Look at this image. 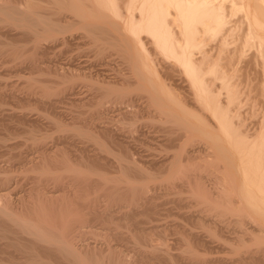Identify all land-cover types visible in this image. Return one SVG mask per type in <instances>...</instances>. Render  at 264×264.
<instances>
[{"label":"bare ground","instance_id":"bare-ground-1","mask_svg":"<svg viewBox=\"0 0 264 264\" xmlns=\"http://www.w3.org/2000/svg\"><path fill=\"white\" fill-rule=\"evenodd\" d=\"M39 2L45 6L40 5L36 9L34 0L32 3L31 0H0V30L5 28L10 32L16 31V36L24 38V43L20 44V41V47L16 43L13 50L10 48L7 50L3 39H0V57L11 54L12 57L14 56L12 61L18 64L23 54L27 55L28 52L29 67L38 71L39 68L36 66L39 62L35 61L38 53L49 50L47 47V49L41 48L45 46L44 43H50L48 46L49 48L52 46L53 50L59 47L62 49L77 38L78 41L86 40L85 51L88 49L90 53L94 52L96 58H103V55L110 51H118L124 57L129 73L113 82L100 81L99 78L97 80V77L94 79L91 76L92 72L87 75L84 72L86 70L83 71L80 67L82 73L78 72L79 68L77 72L72 68V60L77 54L75 57L66 56L67 60L61 66L55 65L58 59L55 55V64L51 63L54 64L51 68L53 75L48 76L49 84L40 81L38 79L41 76L40 73L34 71L36 76L30 73V77L26 80L23 76L22 81L25 82H22V85L19 84L20 87L12 83L13 87L9 86V88L12 87L11 90L15 92L19 90L34 94L37 92L42 100L53 97L50 104L55 106L65 100L64 96L60 97L62 91L73 92L75 88H78L80 84L78 82L82 83L88 79L90 80L88 87L98 90L100 95L89 94V97L85 96L88 98H83L84 100L78 98L79 102L74 101L75 107L78 103L80 104L76 107L79 112L74 110L77 112L76 118L85 116L84 112L87 109L89 119H86V123L89 122L91 125L92 122V126L95 125L93 122L111 124L116 120L115 118L121 121L127 119L130 126L126 125L129 128L127 127L128 131L124 129L126 131L124 133L126 136L129 135L126 137L128 140L138 131L139 121L141 123L144 120L146 123L143 121L144 125L154 123L158 125V131L163 137L160 141L162 146L158 145L163 150L158 152L165 151L169 154L164 155L166 157L163 156L162 160L156 159L157 161L153 158L146 159L147 161L136 159L140 163L143 162L140 164L139 161L132 159L133 154L129 147L127 154L111 156L112 161L108 162L107 154L111 153V149L108 148L109 143L106 140L113 142L117 134H113L112 128L100 127L98 131L97 128L91 129L84 126L86 123L83 125V121H78L83 125L80 128L76 126V122L72 125L67 122L68 125H66L67 123L62 121L63 118L59 117L62 123L52 118L53 124L57 122L54 128L63 132L64 137L65 134L70 138L71 136H77L76 139L82 137L81 139L92 142L95 148L87 151L85 147V149L81 147L83 152L78 151L81 155L76 161L70 159V154L68 155L70 157L66 155L68 151H59L60 155L55 151L50 154V151L42 147L38 151V157L31 158L26 152V155L21 154L16 157L20 162L13 158L19 162L17 164L24 165L23 173L29 176L27 180L29 179L31 184L29 183L30 187L26 189L27 191L22 190L24 193L19 191L15 193L13 190L17 187L12 189L13 186L20 184L17 178L20 174L22 175V172L16 173L18 176L16 177L14 170L0 169V264H149L150 262L152 264V260L156 261L153 264H219V262L264 264V115L260 118V122L255 121V124L251 126L234 122L235 119L233 120L229 107L237 101L240 92L239 84L233 83L235 80L233 81L228 74V70L232 71L234 66L235 56H227L231 52L229 47L235 46L232 50L233 55H236L235 51H240L239 49L244 51L243 49L248 50V47H251V50L254 48L257 51L256 56L264 60V0H125L123 7L119 5L120 0H39ZM121 11L125 14L124 18L121 17ZM238 14L241 16L239 15L237 19L241 18V24L245 25H242V28L246 27L242 30L243 32L239 31L241 26L237 27L241 35H237L238 33L235 35L233 30L237 28L230 26L233 25L230 23L233 17ZM239 19L238 22H240ZM73 30H82L83 33L74 36ZM20 38L19 40H22ZM145 40L151 44L150 51L149 48L148 50L143 48ZM238 40L241 41L240 44ZM235 42H238L239 46L236 47ZM67 53L68 51L57 54ZM177 75L182 76L181 79L178 77L179 83L175 78ZM19 80L21 79L17 81L21 83ZM7 85L5 83L2 85L4 87L0 85V92L7 88L5 87ZM60 87L64 90H60ZM180 89L185 90L181 92ZM92 90L91 94L94 93ZM184 91L187 93L185 94ZM74 93H71L72 97ZM78 107L81 108L78 109ZM112 108L115 109L112 111ZM20 116L24 118L26 115ZM63 122L66 124L64 125ZM32 131L25 135L32 141L31 144L36 143L37 146V143H41L45 137L40 135L45 134L38 136ZM124 133L122 136H125ZM123 139L120 141L123 142ZM139 139L136 138L135 141ZM120 141L118 145L122 147L123 144ZM135 141L132 140V142ZM166 148L169 151L165 150ZM102 156L107 160L104 163ZM194 156L211 159L212 161L208 163L209 161L206 162L204 158V162L208 165L214 164V169L210 170L212 172H206L207 174L204 171L201 172L200 169L205 165L202 162L195 163L196 160L193 162L194 169L189 168L190 160L188 159L192 158V161ZM187 160L185 168H188V171L182 167L186 165L184 163ZM98 164L103 165L98 167ZM107 165H112L113 169L110 168L116 170L115 176H112V173L109 176L110 171ZM100 167L107 169L108 172L101 173L102 171L98 169ZM206 167L208 166L203 169L206 170ZM64 173L71 177L64 178L63 176H66L63 175ZM23 178L26 179V177ZM51 183H59V186L62 184L58 192L61 193L62 187H64L63 191L67 188L66 192L62 191L58 194L56 191H49L48 188L53 185ZM161 183H165L164 186ZM159 185L163 188L161 191L164 194L174 196L173 201L178 209L188 210L185 216L191 219L189 224L183 222L184 225L173 224L172 226L169 223L171 225L166 224L160 228L159 225L155 226L151 223L154 226L151 227L150 224L148 227L149 222L153 220L150 216H143L145 218L141 221L130 219L134 224L129 221V218L136 214L160 213L157 202L158 197L163 193L160 191L162 193L160 195L159 191L158 193L155 191ZM150 189L156 193L147 195L146 192ZM130 206L131 209H129ZM126 220L132 224L129 223V226L134 225L133 228L128 227V222L125 223L127 226H123L124 223L122 226L119 224ZM114 221H117L120 226ZM98 225H104V228L99 226L102 228L99 230ZM121 227L126 228H124L125 233L128 231L129 237H127L130 238L128 241L131 240L132 244L128 241L127 243L131 246L130 252L133 250L132 256L129 255L128 244L123 246L128 252L119 244L121 241L118 238L125 234L118 232ZM169 229H171L170 232ZM165 231L178 235V239L175 238L180 245L177 247L176 243L175 247L169 249L175 253V249L179 248L178 254L172 255L166 249L168 246L164 244L167 241H165L167 237ZM203 235L213 240H221V245H223L222 241L230 243L229 246L234 243L237 245L234 248L237 249L236 251L240 249V252L235 251L236 255L231 254L232 256L227 260L222 258L220 261L222 255L219 260L212 257L206 258L202 253L208 250L197 247L198 243L202 242L200 238ZM87 236L89 238L98 236L99 238L94 239L102 240V244L100 245V241L94 242V239L92 242L91 238V242L90 240L88 242ZM117 240L120 241L118 243L120 246L115 245ZM193 240L194 243L199 242L195 245L191 243ZM112 241L115 243L112 244ZM201 244L205 246V243Z\"/></svg>","mask_w":264,"mask_h":264},{"label":"rangeland","instance_id":"rangeland-1","mask_svg":"<svg viewBox=\"0 0 264 264\" xmlns=\"http://www.w3.org/2000/svg\"><path fill=\"white\" fill-rule=\"evenodd\" d=\"M14 1H17V0H14ZM121 2H120V6L121 7H123L124 5L123 4H125V0L124 1H122V0H120ZM19 2V1H18ZM33 2V0H31V3ZM19 3H21V2H19ZM36 3H39V4H36ZM34 5H35V7H36V9L37 8H39V6L41 5V7L42 6H45V4H43V3H40L39 2V0L37 1V0H34V3H33ZM122 4V5H121ZM120 7V9L121 10H123V8H121ZM122 12V11H121ZM240 14H238V16H235V17H233L234 19H232L233 20V22H232V20H231V24H233V25H230V26H235V28H237L238 26H241V28H242V25L243 26H245L244 24H241L242 22H241V18L239 19V21L240 22H238V19H237V17H240L239 16ZM124 16H125V14L122 12V15H121V17L122 18H124ZM237 19V20H236ZM235 22H237L236 24H237V26H236V24H235ZM243 23H245V21L243 20ZM235 24V25H234ZM239 29V28H237V30H233L234 31V34L235 33H238L237 35H241L242 33L241 32H238V29H239V31H242V30H244L243 28L242 29ZM2 31V33H0V35H1V40L6 44V49L8 50V48H10V50H13V48H15L16 47V43H18V45H19V43H20V41H21V43L20 44H22V43H24V38L22 39V38H20V36H16L17 35V32L15 31H12V32H10V30H6L5 28H3L2 30H0V32ZM232 31V32H233ZM78 32V33H77ZM80 32V33H79ZM81 32L83 33V31L82 30H73L72 31V34H74V36H78L79 34H81ZM243 32V31H242ZM7 33V34H6ZM12 33V34H11ZM3 34V35H2ZM10 34V35H9ZM6 35V36H5ZM236 35V34H235ZM14 36V37H13ZM6 39H5V38ZM18 38V39H17ZM19 38L20 39H22V40H19ZM7 39L9 40L8 42H7ZM77 38H75L72 42H71V44L69 45V46H67V47H63L62 49L59 47V48H56V49H54L57 53L59 52H65V51H68V53L67 54H61V55H59V54H57V53H55V51L53 50V49H51V47L52 46H50V48H49V46L48 45H50V43H44L43 45H45V46H42L41 48H48L49 50H44V52L46 53V55H45V53H42V52H40V53H38V57H37V59H36V56L34 57L35 59V61H37V62H39V64L37 63V68H39L38 69V71L37 70H32L30 67H29V59H28V52H27V55L26 54H23V57H25V58H23V57H19L21 60H20V62H18V64H17V62L16 63H14V61H12L13 59V57H12V55L10 56L9 54L6 56V55H3V56H1L0 57V71H2V72H0L1 74H0V85L2 86V85H4V83H5V85H7V86H5V87H7V88H5L4 90H2V92H0V93H2V95H0V169H7V170H14V174H15V176L16 177H18L17 176V174H20L21 172H22V175L20 176L19 175V177L17 178L18 179V181H20L19 183L20 184H18V185H16V186H13V188L12 189H14V188H16L15 190H13L15 193L17 192L18 193V191L19 192H23V191H27L28 189H29V187H30V180L28 181L27 180V177H29V176H26L25 175V173H23L24 171H23V169H24V165L23 166H21V165H19V164H17V162L19 161L20 162V160H19V158H16V157H19V155L21 156V154H23V155H26V154H28V156L30 155L31 156V158H35V157H38L37 156V154H39V150H41L42 148H44V149H47L48 151H50V154H53L54 153V151L55 152H58L57 154L58 155H60V153H59V151H61V152H65V151H68V152H66V153H68V154H66L67 156L70 154V156H68V157H70V159L72 160V161H76V160H78L79 159V156L81 155V152H83V150H82V148L83 149H85L86 148V150L88 151L89 149H91V150H94V148H95V146L93 147V143L91 142V143H89V141H87V140H85V139H81L80 137H78L77 139L75 138V137H77V136H71L72 138H70V136H66V134H65V137H64V133L63 132H60L58 129H55L54 127H55V125L57 124V122L55 123V124H53L54 123V119L56 118V120L58 121V123L60 122V123H62V121H65L66 123L68 122L69 123V125H72L73 123H75L76 124V126H78V127H80V128H82L83 127V125L86 123V119H89V117L87 116L88 115V112H86L87 111V109H85L86 111L84 112V113H86V115L85 116H80V118H79V116L76 118V111H74V110H77V106L78 105H80L78 102H79V99H86V98H88L89 96V94L90 95H95V96H99L100 95V93L98 92V90H92L90 87H88V81H90V80H88V79H86V80H84L82 83L81 82H78V83H80L79 84V86H77L78 88H75V90L73 91V92H64V91H62L63 93L62 94H60V97L61 96H64L65 98V100H62L60 103H58L57 105L55 104V106L54 105H52V104H50V103H52V101L51 100H53L52 98L53 97H49L50 99H44V100H42V98L40 99V97H41V95L40 94H38L37 92H35V94L34 93H31V92H25V91H23L22 92V90L20 91H12L11 90V88L13 87V84L12 83H14L15 85L17 84V85H19V84H23L22 82H25V81H22L23 80V76H25V80L28 78V77H30V75L31 74H33L34 73V75H35V72L34 71H37L36 73H40V75L41 76H43V77H45V78H43V77H38L39 75L37 74V77H38V79L40 80V81H44V83H46V84H49L50 83V78L49 77H52V75L53 74H51L52 73V70H51V68H53V66H54V64H55V62H56V66L57 65H59V66H61V65H63V63H65L66 62V60H67V57H75V55L77 54L78 55V53H79V56H77L76 55V57L75 58H73V62H72V68H74V70L77 72L78 71V68L80 67V68H82L83 69V71L84 70H86V71H84V72H86L85 74H91V72L93 73V74H91V76L94 78V79H96V77H97V80H98V78H99V80L100 81H102V80H107L108 82H113V80H117L118 78H120V76H123V75H127V73H129V68L127 67L128 65H126V61H125V59H124V57L123 56H121L119 53H118V51L116 52L115 50L114 51H110V53L108 52L107 54L105 53L104 55H103V58L102 57H100V58H96V55L94 56V52H92V53H90L91 51L89 50L88 51V49H87V51H85L86 49H84V48H86L85 47V43H87V42H85L84 40H82V39H80L79 41L78 40H76ZM11 41V42H10ZM14 41H15V43H14ZM75 41V42H74ZM239 41V44H240V42L242 41V39H241V41L240 40H238ZM2 42V43H3ZM8 44H7V43ZM46 42H48V41H46ZM78 43H80L79 45H78ZM83 43V44H82ZM236 44H234V45H236V47L237 46H239V44H237L238 42H235ZM10 44V45H9ZM14 44V45H13ZM78 45V46H77ZM83 47V45H84V47L82 48L81 46ZM149 45H151L148 41L146 42V40L144 41V46H143V48H149V51H150V47L151 46H149ZM15 46V47H14ZM21 45H19V47H20ZM72 46V47H71ZM80 46V47H79ZM87 46V45H86ZM18 47V46H17ZM88 47V46H87ZM233 47H235V46H232V47H229V49L231 48V52L229 53L230 55H228L227 54V56H235L234 57V62L236 63H234L233 62V64H234V66L232 67V71L231 70H228L229 71V76H231L230 78H232V80L234 81H232L233 83H237V84H239V98L237 99V101L235 102L236 103V105H235V103L233 104V105H231L230 107H229V109H231L230 111V113H232L231 115H232V117H233V120H234V122L235 123H237V124H239V123H241L242 122V124L243 123H245L246 125H254L255 123V121H256V123L257 122H260L259 120H261L260 118L261 117H263V115H264V93L262 94V92H264V74H263V71H264V60L261 58V60H260V57L258 58L257 56H256V54H257V51H255V49L254 48H252V50L250 49L251 47H248L247 49L248 50H245V49H243L244 51H246V52H244V51H242L241 49H239L240 51H235V52H237L236 53V55H233L232 54V50L234 49ZM4 48V49H5ZM12 48V49H11ZM46 48V49H47ZM74 48V49H73ZM75 48H77V49H75ZM5 49V50H6ZM57 49H60L59 51H57ZM84 51H83V50ZM9 50V51H10ZM50 50H51V52H50ZM77 50V51H76ZM83 51L82 53H81V51ZM144 50V49H143ZM148 50V49H147ZM8 51V52H9ZM47 51V52H46ZM146 51V50H145ZM228 51H230V50H228ZM15 52H16V50H15ZM76 52V53H75ZM89 54H88V53ZM235 52H233V53H235ZM240 52H242L241 54H240ZM252 52V53H251ZM50 54V55H49ZM52 54V55H51ZM53 54H54V56H53ZM110 54V55H109ZM239 54V55H238ZM248 54V55H247ZM55 55H57L56 57L59 59H57L56 60V58H55ZM242 55V56H241ZM252 55H254V56H252ZM10 56V57H9ZM46 56V57H45ZM60 56V57H59ZM67 56V57H66ZM151 56H153V55H151ZM48 57H49V59H48ZM97 57H99V56H97ZM123 57V58H122ZM253 57V58H252ZM80 58H81V60H80ZM83 58V59H82ZM96 58V59H95ZM238 58H241V59H238ZM243 58V59H242ZM9 59V60H8ZM10 59H11V62H10ZM76 59H78L77 61H75ZM85 59V60H84ZM124 59V60H123ZM259 59V60H258ZM17 60V59H16ZM19 60V59H18ZM40 60V61H39ZM53 60V61H52ZM56 60V61H55ZM61 60H63L62 61V63H61ZM237 60H240V61H237ZM6 61V62H5ZM28 61V62H27ZM55 61V62H54ZM92 61V62H91ZM95 61V62H94ZM8 62V63H7ZM54 62V64L52 65L51 63H53ZM61 64H60V63ZM91 62V63H90ZM259 62V63H258ZM6 63V64H5ZM21 63V64H20ZM58 63V64H57ZM76 63V64H75ZM79 63V64H78ZM87 63H89V64H87ZM14 64H16L15 65V67H14ZM75 64V65H74ZM6 65V66H5ZM8 65V66H7ZM18 65V66H17ZM74 65V66H73ZM76 65H77V68H76ZM79 65V66H78ZM126 65V66H125ZM235 65H237V66H235ZM3 66V67H2ZM17 66V67H16ZM14 67V68H13ZM88 67V68H87ZM235 67V68H234ZM241 67V68H240ZM11 68V69H10ZM79 68V73H82V69H80ZM234 68V69H233ZM14 69V70H13ZM26 70V71H25ZM45 70V71H44ZM49 70V71H48ZM234 70V71H233ZM235 70H236V72H235ZM249 70V71H248ZM8 71L10 72V73H8ZM29 71V72H28ZM239 71V72H238ZM5 72H7V73H5ZM18 72V73H17ZM41 72H45V73H47V74H43V73H41ZM5 73V74H4ZM20 73V74H19ZM31 73V74H30ZM238 73H239V75H238ZM3 74V75H2ZM16 74H19L20 76H22V77H20L19 75H16ZM49 74V75H48ZM84 74V73H83ZM117 76H116V75ZM227 74V75H228ZM263 74V75H262ZM33 75V76H34ZM233 75V76H232ZM2 76V77H1ZM15 76V77H14ZM16 76H18V77H16ZM36 76V75H35ZM34 76V77H35ZM49 76V77H48ZM235 76V77H234ZM32 77V76H31ZM109 77V78H108ZM114 77V78H113ZM178 77H180V76H176L175 78L178 80L177 82L179 83V79H181V77L178 79ZM41 78V79H40ZM102 78V79H101ZM240 78V79H239ZM18 79H21V80H19L21 83H19L17 80ZM52 79V78H51ZM112 80V81H111ZM241 80V81H240ZM8 82V83H7ZM104 82V81H103ZM244 82V83H243ZM105 84H106V82H104ZM12 84V85H11ZM90 84V83H89ZM81 85V86H80ZM240 85H241V87H240ZM9 86H12L11 88H9ZM2 87H4V86H2ZM2 87H1V89H2ZM19 87H20V85H19ZM62 87V86H61ZM60 87V90L62 89ZM79 87H80V89H79ZM88 87V88H87ZM242 88V89H241ZM92 90V92H94V93H92L91 94V90ZM244 89V90H243ZM62 90H64V89H62ZM79 90V91H78ZM85 90V91H84ZM90 90V91H89ZM183 90H185V89H183ZM183 90L182 89H180V91L181 92H183ZM187 90V89H186ZM263 90V91H262ZM1 91V90H0ZM3 91H4V93H3ZM7 91H8V93L11 95H9L8 93H7ZM96 91H97V93H96ZM249 91V92H248ZM12 92V93H11ZM19 92V93H18ZM20 92H22V93H20ZM75 92V93H74ZM81 92V93H80ZM185 92V94L187 93L186 91H184ZM244 92H246V93H244ZM71 93H74V95H73V97H72V95H71ZM77 93V94H76ZM79 93V94H78ZM85 95H84V94ZM244 95H243V94ZM14 94V95H13ZM27 94V95H26ZM37 94V95H36ZM83 94V95H82ZM19 95V96H18ZM66 95V96H65ZM81 95V96H80ZM224 95V94H223ZM223 95H222V97H223ZM15 96V97H14ZM26 96L28 97V98H26ZM33 96V97H32ZM70 96H71V98H70ZM84 96V97H83ZM85 96H88V97H85ZM37 97V98H36ZM18 98V99H17ZM24 98V99H23ZM79 98V99H78ZM33 99V100H32ZM38 99V100H37ZM71 99V100H70ZM73 99H75V100H73ZM77 99V100H76ZM83 99V100H84ZM2 100V101H1ZM50 100V102H48ZM80 100V101H81ZM74 101H78L77 103H78V105L75 107V105H76V102H74ZM23 102V103H22ZM63 102V103H62ZM25 103H26V105H25ZM138 103L140 104V101H138ZM31 107V108H30ZM44 107V108H43ZM51 107V108H50ZM20 108H22V109H20ZM76 108V109H75ZM79 108H81V107H78V109ZM1 109H3V110H1ZM19 109V110H18ZM57 109V110H56ZM62 111H60V110ZM115 108H112V111L114 110ZM4 110H6V111H4ZM38 110V111H37ZM84 110V109H83ZM234 110V111H233ZM3 111V112H2ZM13 111H14V113H13ZM15 111H17V112H15ZM20 111V112H19ZM24 111V112H23ZM29 111V112H28ZM48 111V112H47ZM58 111V112H57ZM78 111V110H77ZM81 111V110H80ZM111 111V110H110ZM23 114H25L26 116L23 118V117H19V115H23ZM79 112V111H78ZM81 112H83V111H81ZM80 112V113H81ZM34 113V114H33ZM49 113H50V115H49ZM58 113V114H57ZM60 113V114H59ZM71 113V114H70ZM263 113V114H262ZM16 114H18L17 116H18V118H17V116H16ZM38 114V115H37ZM30 115V116H29ZM47 115V116H46ZM58 115V116H57ZM109 115H112V113L110 114L109 113ZM9 116V117H8ZM14 116V117H13ZM39 116V117H38ZM64 116V117H63ZM238 116V117H237ZM62 119V121H60L61 119ZM71 117H72V119H71ZM84 117H86V118H84ZM88 117V118H87ZM7 118H10V119H7ZM26 118V119H25ZM52 118H54V119H52ZM76 118V119H75ZM79 118V120H77ZM82 118V119H81ZM5 119V120H4ZM14 119V120H13ZM32 119V120H31ZM81 119V120H80ZM84 119V120H83ZM116 120L118 119V118H115ZM241 119V120H240ZM16 120H18V121H16ZM22 120V121H21ZM35 120V121H34ZM72 120V121H71ZM114 120V121H112L111 122V124L109 123V124H105V123H102V122H97V124H96V122H93V124H95V125H93L92 126V122H91V125L89 124V122H87L86 123V125H84V126H88L89 128H91V129H96L97 128V130L99 131V129H101L102 127H105V126H107V127H109L108 129H110V128H112L111 130L113 131V134L115 135L116 133V138L113 140V142H111V141H109V140H106L109 144H107V146H108V148L109 149H111V153H109V154H107V160H108V162L111 160L112 161V158H111V156H117L118 154H121V153H124L123 155H125V153L127 154V152H129L127 149L129 148V150H131V152H132V154H133V157H132V154H131V152L129 153L130 154V156L132 157V159L134 158L135 160L136 159H140V161H141V159H145L144 161H147L148 159L149 160H151V158H153L154 160H162V159H164L166 156H164V155H167V154H169V153H165V151H163L162 153H161V151L163 150L161 147H158V145L159 146H162V144H160L161 142L160 141H162L161 140V138L163 139V137H162V133H161V135H160V132L158 131V125H156V124H151V125H149V124H147V125H144V123H145V121H144V123H143V121L140 123V121L137 123L138 124V131H136V134L134 135H132V137H130V139L128 140V138L126 139V137H128L129 135H125V133L124 132H126V131H128V126H126V125H129L130 126V122H128L127 121V119L125 120V119H122V121L119 119V120ZM244 120V121H243ZM26 121V122H25ZM30 121V122H29ZM82 122L83 123V125H81L82 123H79V122ZM123 121H125V123L123 122ZM238 121V122H237ZM12 122V123H11ZM25 122V123H24ZM77 122H78V124H77ZM121 122V123H120ZM126 122H128V123H126ZM251 124H250V123ZM253 122V123H252ZM19 123V124H18ZM30 123V124H29ZM35 123V124H34ZM41 123V124H40ZM66 123H64L63 122V124L65 125ZM68 123L66 124V125H68ZM122 123H124V124H122ZM142 124V125H144V126H140V127H142V129H140V127H139V125L140 124ZM248 123V124H247ZM5 124V125H4ZM75 124H74V126H75ZM146 124V123H145ZM211 124H212V122H211ZM54 125V126H53ZM90 125V126H89ZM212 125H214L215 126V124L213 123ZM23 126V127H22ZM98 126V127H97ZM124 126V127H123ZM125 126H126V128H125ZM101 127V128H100ZM123 127V128H122ZM128 127V128H127ZM213 127V126H212ZM10 128V129H9ZM99 128V129H98ZM118 128H120V129H118ZM216 128V127H215ZM26 129V130H25ZM31 129V130H30ZM124 129H126V131L124 130ZM30 130V131H29ZM34 132H33V131ZM139 130H141V131H143V133L145 134V135H143V133L140 131V133H137V132H139ZM33 132L34 134L36 133V135H40V134H45V135H40V136H45L44 137V140H42V142L41 143H37V146H36V143L35 144H31L32 143V141L31 140H28V136L27 135H25V134H27L28 132ZM124 133V135L125 136H122L123 135V133ZM158 132V133H157ZM38 133V134H37ZM142 133V134H141ZM10 134V135H9ZM138 134V135H137ZM147 134V135H146ZM59 135V136H58ZM117 135H119V136H117ZM121 135V136H120ZM140 135V136H139ZM149 135V136H148ZM152 135V136H151ZM2 136V137H1ZM4 136V137H3ZM9 136V137H8ZM27 136V137H26ZM47 136V137H46ZM49 136V137H48ZM138 136V137H137ZM157 136V137H156ZM67 137V138H66ZM123 137H125L124 139H123ZM137 139H139V137H141L140 139H139V141H141V142H139L138 140L137 141H135V139L136 138ZM145 139H144V138ZM148 137V138H147ZM70 139V141H69V139ZM117 138H119V139H117ZM132 138V139H131ZM147 138V139H146ZM155 138V139H154ZM80 139V140H79ZM120 141L121 139H123V142H121L123 145H121L122 147H120L119 145H120V143L117 141ZM154 139V140H153ZM160 139V140H159ZM27 140V141H26ZM49 140V141H48ZM73 140V141H72ZM116 140V141H115ZM124 140H127L126 142L124 141ZM132 140L133 141H135V142H132ZM4 141V142H3ZM26 141V142H25ZM86 141H87V143H86ZM147 141H149V143H147ZM69 142H70V144H69ZM115 142V143H114ZM116 142H117V145H116ZM124 142L126 143V144H124ZM127 142H128V144H127ZM130 142V143H129ZM137 142V143H136ZM139 142V143H138ZM52 143V144H51ZM71 143H73V144H71ZM118 143H119V145H118ZM141 143V144H140ZM146 143V144H145ZM1 144H3V145H1ZM7 144V145H6ZM27 144V145H26ZM29 144H30V146H29ZM42 144V145H41ZM68 144V145H67ZM89 144V145H88ZM136 144V145H135ZM152 144V145H151ZM26 145V146H25ZM40 145V146H39ZM55 145V147L53 148V146ZM125 145H127V146H125ZM132 145V146H131ZM123 146L126 148V150H123V149H125V148H123ZM135 146V147H134ZM37 147H39V149L37 148ZM42 147V148H41ZM58 147V148H57ZM64 147H66V148H64ZM82 147V148H81ZM85 147V148H84ZM92 147H93V149H92ZM112 147V148H111ZM28 148V149H27ZM88 148V149H87ZM158 148H160V149H158ZM60 149V150H59ZM64 151H63V150ZM76 149V150H75ZM162 149V150H161ZM82 150V151H81ZM90 150V151H91ZM121 152H120V151ZM158 150H161V151H159L158 152ZM165 150H167V148L165 149ZM31 151V152H30ZM37 151V152H36ZM78 151H81L80 152V154L78 153ZM150 151V152H149ZM167 151H169V150H167ZM166 151V152H167ZM23 152V153H22ZM27 152V153H26ZM53 152V153H52ZM76 152V153H75ZM115 152V153H114ZM119 152V153H118ZM206 152H208V151H206ZM26 153V154H25ZM72 153V154H71ZM134 153L136 154V155H134ZM32 154V155H31ZM111 154V155H110ZM114 154V155H113ZM151 156H150V155ZM159 154V155H158ZM4 155V156H3ZM77 155H78V158H77ZM122 155V154H121ZM154 155V156H153ZM196 155V154H195ZM197 155H198V153H197ZM196 155V156H197ZM8 156V157H7ZM33 156V157H32ZM156 156V157H155ZM163 156H164V158H163ZM168 156V155H167ZM11 157H12V159L13 158H16V159H18V161L16 160V159H11ZM102 157H104V156H102ZM146 157H149V158H146ZM155 157V158H154ZM158 157V158H157ZM105 158L106 157H104V161H102L103 163L105 162V161H107V160H105ZM111 158V159H110ZM205 158V157H204ZM204 158L202 159V157H196L195 158V156L193 157V160L191 161V159L192 158H190V159H188V160H190V162H191V164L193 165L194 163L193 162H195L194 160H196V162L195 163H200V162H202V164L203 165H205V166H208V167H206L207 169L206 170H204L205 169V166L202 168V169H200V170H202L201 172H205V174H207L206 172H209L210 170H212V169H214V164L212 165H208V163H210L211 161L210 160H208V159H206L205 158V160H206V162H208V163H206L205 164V160H204ZM208 158H211V157H208ZM5 159V160H4ZM147 159V160H146ZM142 160V161H143ZM156 160V161H157ZM188 160L184 163V164H186V163H188ZM201 160H203V161H201ZM110 161V162H111ZM114 161V160H113ZM137 162L139 161V160H136ZM140 161H139V163H140ZM199 161V162H198ZM18 162V163H19ZM159 162V161H158ZM190 162L188 163V166H189V168H191V167H193L192 169H194V165L192 166L191 164H190ZM204 162V163H203ZM75 163H77V162H75ZM74 163V164H75ZM141 163H143V162H141ZM140 163V164H141ZM10 164V165H9ZM201 164V163H200ZM7 165V166H6ZM12 165V166H11ZM99 165H103V164H98L97 166L99 167ZM191 165V166H190ZM197 165V164H196ZM96 166V165H95ZM96 166V167H97ZM147 166V165H146ZM149 166V165H148ZM15 167V168H14ZM18 167V168H17ZM20 167V168H19ZM23 167V168H22ZM104 167V166H103ZM98 168L100 171H102L101 173H103L104 171L105 172H108V171H110V172H108L109 173V176L110 175H112V176H115L116 175V173H115V169L114 170H112L113 169V167H114V164H113V167H112V165L111 166H106L107 168H109L108 169V171H107V169H105V168ZM112 169H111V168ZM182 167H184V170H186L187 169V171H188V168H185V167H187V164L184 166V165H182ZM213 167V168H212ZM11 168V169H10ZM97 169V170H98ZM104 169V170H103ZM111 169V170H110ZM192 169H190L191 171H192ZM16 170V171H15ZM17 170H18V172H17ZM98 170V171H99ZM189 170V171H190ZM199 170V171H200ZM215 170H216V167H215ZM198 171V172H199ZM114 172V173H113ZM201 172H199L200 174H202ZM210 172H212V171H210ZM214 172V171H213ZM17 173V174H16ZM108 173H106V175L108 174ZM112 173V174H111ZM204 174V173H203ZM24 175V176H23ZM63 175H66V176H63L64 178H70L71 176H69L67 173H64ZM21 177V178H20ZM23 177H26V179L25 178H23ZM20 179V180H19ZM24 180V181H23ZM190 180V179H189ZM25 182V183H24ZM30 183V184H29ZM157 183V182H156ZM51 184H53V183H51ZM162 184V183H161ZM165 184V183H164ZM164 184H162V186H164ZM29 185V186H28ZM24 186V187H23ZM26 186V187H25ZM51 187H49L48 189H49V191L51 190V191H56V192H58V190L61 188V186H62V184H60V186H59V183H57V184H53V185H50ZM57 187V189H56V187ZM74 186H76V185H74ZM73 186V187H74ZM156 186H158V184L156 185ZM156 186H155V188H156ZM21 187V188H20ZM60 187V188H59ZM160 187H161V185H159V188H157V190L155 189V191L158 193V191H159V193L158 194H162L163 193V191H161V190H163V188L162 189H160ZM28 188V189H27ZM59 188V189H58ZM63 188L64 187H62V191H63ZM27 189V190H26ZM53 189V190H52ZM21 190V191H20ZM23 190V191H22ZM61 190V189H60ZM59 190V191H60ZM66 190H67V188L63 191V192H66ZM62 191H61V193H62ZM155 191H153V190H148V192H146V194L147 195H152V194H154V192ZM162 193H161V192ZM155 192V193H156ZM24 193V192H23ZM60 192H58V194H59ZM60 193V194H61ZM145 194V195H146ZM164 194V193H163ZM159 195L160 197H158L159 198V200H158V202H157V205L159 206V208H158V210L160 211V213H159V211H158V213L159 214H153V215H151L152 213H150V214H147V215H143V214H136L135 216H133V217H131V218H129V221H130V219L133 221V220H138L139 221V219H140V221H141V219L143 218H145L146 216L147 217H149L150 216V219H152L153 218V222L152 221H150L149 222V225H148V227H150V224L151 223H154L155 224V226H158L159 225V227L161 226V227H163V226H165L166 224L167 225H171L172 224V226H173V224L175 225V224H178V225H182L183 224V222H184V224L187 222L188 224L190 223V220L191 219H189L188 217H186L185 215H186V213H188V210L187 209H185V211H184V209L182 208V209H178V207H177V204L175 203V201H173V198H174V196L172 197V195L171 194H169V195H167V194H164V195ZM175 199V198H174ZM156 200V201H157ZM173 201V202H172ZM202 202V201H201ZM204 203H208V202H206V201H203ZM176 205H175V204ZM203 203V206L205 205ZM199 205H200V202H199ZM173 206V207H172ZM200 206H202V203H201V205ZM133 207V206H132ZM129 209H131V206H130V208ZM140 209V208H139ZM184 212V213H183ZM137 213H139V212H137ZM161 214V215H160ZM119 216H120V214H118ZM141 215V216H140ZM184 215V216H183ZM143 216H145V217H143ZM152 216V217H151ZM141 217V218H140ZM155 217V218H154ZM154 219H155V221H154ZM159 220V221H158ZM132 221H130L131 223H133L134 224V222H132ZM192 221H194V220H192ZM191 221V222H192ZM116 224L118 223L117 221H114ZM128 221L126 220V221H123V222H120L119 224L122 226V224H123V226H127L128 225V227H130V228H133V226L131 227V226H129L131 223L130 222H128V224L127 225H125V223H127ZM130 223V224H129ZM169 223H171V224H169ZM186 223V224H187ZM195 223V222H194ZM119 224H117L118 226H120ZM154 224L152 225L151 224V227L152 226H154ZM183 224V225H184ZM132 225V224H131ZM100 225H98V227H99ZM104 226V225H103ZM102 225L100 226V227H102V228H104ZM105 226H107V225H105ZM98 228L99 230L100 229H102V228ZM160 227V228H161ZM125 228V227H124ZM123 227H121V228H119L118 230V232L119 233H121V234H124L125 232V229H124ZM160 228H158V229H160ZM97 229V230H98ZM123 229V230H122ZM172 229V228H171ZM171 229H169L168 231L170 232L171 231ZM121 231V232H120ZM167 234H165V236L167 235V237H165L166 239H165V241H166V243H164V244H167V246L168 247H166V249H171V247H175V244H176V246L178 247L179 245H180V243H178L177 242V237H178V235H174L172 232L171 233H169V232H167V231H165ZM200 233H201V231H199ZM127 233H128V231H127ZM127 233H125L126 234V236H125V234L123 235V237H121V238H118V240L120 239V241H121V243H123V244H121V243H119L120 241H116V244L115 245H117L118 243L120 244V245H122L121 246V248H126V247H123L125 244H128L127 243V241H128V239H130V238H128L129 236H128V234ZM172 234V235H171ZM169 235H171V237H172V239H171V237L169 236ZM225 235H226V233H225ZM128 236V237H127ZM93 237V236H92ZM91 236H90V238L92 239V242L94 241V242H98V241H102V240H99L98 239V241H96V239H94V238H97V237H93L92 238ZM126 237V238H125ZM170 237V238H169ZM175 239H174V238ZM89 237L87 236L86 237V240L88 239ZM88 239V242H89V240H90V242H91V239ZM99 238V237H98ZM203 238V239H202ZM94 239V240H93ZM100 239H102L101 237H100ZM123 239V240H122ZM124 239H126V241H124ZM215 239V238H214ZM209 240V242H212L213 241V243H209V242H206V241H208ZM211 240V241H210ZM217 240V241H216ZM131 241V240H130ZM130 241H128L129 243H130ZM200 241H202L203 242V244L205 245V246H203L199 241V243H198V245H197V247H203V248H206L208 251H206V253L204 252V253H202V254H204L205 256H206V258H210V257H212V258H218V260H219V258L221 257V255L223 256V257H221L220 258V261L222 260V258L223 259H225V260H227V258L229 259L232 255L231 254H233V256H234V254H235V251L237 250V249H235L236 247H237V245L236 244H234V243H231V246H229L230 245V243H225V242H223L222 241V244L223 245H221V240L219 241L218 239H215V240H213V238L212 239H210V237L208 238V236L206 237V235H203V237H201L200 238ZM99 242V243H100ZM124 242H126V243H124ZM171 242H172V244H171ZM174 242V243H173ZM215 242V243H214ZM217 242H218V244H217ZM98 243V244H99ZM113 243H115V242H113L112 241V244ZM192 244L194 243V240L191 242ZM197 243H194L195 245L197 244ZM207 243H209V244H207ZM102 244V242L100 243V245ZM118 244V246H120ZM130 244H132V243H130ZM130 244H128V249H129V252H130V250H131V246H130ZM209 245V246H207V245ZM229 244V245H228ZM174 245V246H173ZM217 245H218V248H217ZM125 246H127V245H125ZM164 247L166 246V245H163ZM227 246H228V249H227ZM233 246V247H232ZM170 247V248H169ZM176 247V248H177ZM210 247V248H209ZM232 247V248H231ZM235 247V248H234ZM181 248H182V246H181ZM214 249V251H213V249ZM234 248V249H233ZM175 248H173V250H174ZM179 248H177V249H175L176 251H175V253L176 254H178L179 252H180V250H178ZM199 249V248H198ZM201 249V248H200ZM216 249V250H215ZM231 249H232V252H231ZM124 250H126V252H128L127 251V248L126 249H124ZM224 250V251H223ZM240 249H238V251H236V252H240L239 251ZM133 251V250H132ZM131 251V252H132ZM170 251V253H172V255L174 254L175 255V253L172 251V250H169ZM172 251V252H171ZM210 251V252H209ZM211 251H212V253H211ZM223 251V252H222ZM228 251V252H227ZM130 252V256H132L133 254ZM210 253V254H209ZM132 254V255H131ZM207 254H208V256H207ZM214 254V255H213ZM216 254H217V257H216ZM228 255V256H227ZM236 255V254H235ZM214 256V257H213ZM224 256H226L225 258H224ZM217 260V259H216ZM154 260H152V264L153 263H155L156 261H154ZM149 264H151V262L149 263ZM157 264V263H156ZM215 264H217V263H215ZM219 264H223L222 262L220 263L219 262Z\"/></svg>","mask_w":264,"mask_h":264}]
</instances>
